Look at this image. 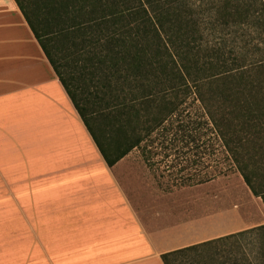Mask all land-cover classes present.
I'll return each instance as SVG.
<instances>
[{
  "label": "trees",
  "instance_id": "16d2710c",
  "mask_svg": "<svg viewBox=\"0 0 264 264\" xmlns=\"http://www.w3.org/2000/svg\"><path fill=\"white\" fill-rule=\"evenodd\" d=\"M14 1L109 167L135 148L148 168L173 156L171 190L234 166L264 205V63L248 67L214 39L261 0L219 13L215 0L205 18L186 0ZM215 150V173H187ZM251 231L260 245L245 264H264V223ZM194 248L161 258L182 264Z\"/></svg>",
  "mask_w": 264,
  "mask_h": 264
},
{
  "label": "crops",
  "instance_id": "0c3cea01",
  "mask_svg": "<svg viewBox=\"0 0 264 264\" xmlns=\"http://www.w3.org/2000/svg\"><path fill=\"white\" fill-rule=\"evenodd\" d=\"M130 161L107 165L17 4L0 0V264H164L260 225L197 187L141 192Z\"/></svg>",
  "mask_w": 264,
  "mask_h": 264
},
{
  "label": "rangeland",
  "instance_id": "374dc122",
  "mask_svg": "<svg viewBox=\"0 0 264 264\" xmlns=\"http://www.w3.org/2000/svg\"><path fill=\"white\" fill-rule=\"evenodd\" d=\"M215 0H186L188 7H193L200 17L205 18ZM264 3V0H261ZM201 5L200 7H197ZM250 16L247 23L241 25L233 24L229 27L221 26L215 29L214 39H221L222 45L229 56L238 54L242 58L244 64L253 67L256 64L264 63V9L258 2L250 1ZM158 150V148H154ZM132 161L126 167L128 172L134 173L133 176L138 180L141 192L154 191L166 192L167 184L170 185L169 178L171 171L175 174L176 169L168 168L170 160L173 156L167 157L164 161H160L162 154L156 153L154 162L151 167H147L142 162L139 149L131 150L127 155ZM220 154L215 150L210 154L206 153L202 157L203 163L194 167L187 173L205 175L215 173L217 159ZM208 161V164L207 162ZM227 165V162H222ZM185 173V172H183ZM183 173H180L183 174ZM179 175V176H180ZM137 185V186H138ZM132 185L130 186V188ZM197 187L206 192L214 200H218L220 204L227 205L237 211L245 208L246 212L252 219L254 224L264 223V206L259 197H253L251 191L246 186L243 178L236 169H227L224 173L216 176L213 181L201 185L184 188ZM181 188V187H180ZM177 188H172L175 190ZM193 196L192 192L186 191L184 198ZM142 200V199H141ZM191 201V200H190ZM11 219L15 221L14 214L11 213ZM260 240L255 232L246 237L240 238L238 242L231 245L227 243L221 246L210 247L208 252L188 254L185 259L186 264H245L248 259H252L255 251L259 248ZM190 260V263L188 262Z\"/></svg>",
  "mask_w": 264,
  "mask_h": 264
},
{
  "label": "snow or ice",
  "instance_id": "6c2138e0",
  "mask_svg": "<svg viewBox=\"0 0 264 264\" xmlns=\"http://www.w3.org/2000/svg\"><path fill=\"white\" fill-rule=\"evenodd\" d=\"M218 3L221 6L220 8H218V13H219L222 10L223 6H227L230 3V0H218ZM245 23H247V21H245ZM261 27L264 28V25H261Z\"/></svg>",
  "mask_w": 264,
  "mask_h": 264
}]
</instances>
